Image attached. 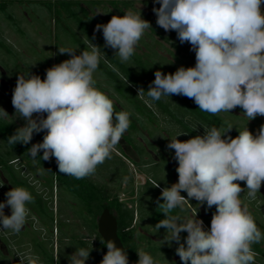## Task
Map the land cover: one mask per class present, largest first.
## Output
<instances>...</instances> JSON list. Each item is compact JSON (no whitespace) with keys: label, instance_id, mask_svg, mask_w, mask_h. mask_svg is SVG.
Returning a JSON list of instances; mask_svg holds the SVG:
<instances>
[{"label":"clouds","instance_id":"1","mask_svg":"<svg viewBox=\"0 0 264 264\" xmlns=\"http://www.w3.org/2000/svg\"><path fill=\"white\" fill-rule=\"evenodd\" d=\"M159 27L175 31L181 44L191 45L195 52L194 67H179L175 73H154L147 96L158 101L162 97L183 95L198 108L216 115L230 113L237 107L248 121L264 117V0H154ZM151 27L141 12L131 9L124 15H113L102 29L104 46L115 50L122 63L129 61L145 31ZM90 41V40H89ZM91 51L60 48L71 58L46 70L42 80L29 73L18 76L12 94V105L26 124L16 129L8 143L27 145L34 133L45 132L43 141L29 148L35 161L38 153L44 161L55 158L58 170L76 179L95 174L98 165L111 158L114 147L130 126L131 113L116 112L113 101L95 85L101 48L90 41ZM145 90L138 89L143 97ZM46 114V116H45ZM0 108V117H8ZM226 129L204 128V135L186 141L182 133L170 139L168 149L175 150L178 182L161 189L156 203L164 219L155 225L166 230L163 244L176 242V255L182 264H255L252 245L264 240L262 233L243 203L241 193L255 199L264 183V125L254 135L249 129L235 138ZM196 130V129H195ZM239 182H245L242 188ZM2 186V184H0ZM154 187H160L159 183ZM187 193V198L181 192ZM0 202V229L18 234L26 224L31 193L21 187L5 193ZM208 209L216 206L211 226L205 230L203 220L172 215L183 211L190 200ZM163 201L161 203L160 201ZM11 208V215L4 213ZM187 232L182 242L181 233ZM107 253L100 264H128L125 249L109 240ZM91 250L78 248L70 264H85ZM137 264H160L143 249L136 251ZM30 264H32L30 260Z\"/></svg>","mask_w":264,"mask_h":264},{"label":"flooded vegetation","instance_id":"2","mask_svg":"<svg viewBox=\"0 0 264 264\" xmlns=\"http://www.w3.org/2000/svg\"><path fill=\"white\" fill-rule=\"evenodd\" d=\"M153 7H159L154 0H0V108L9 115L0 117V202L6 201L5 193L17 187L34 197V202L26 205L30 211L20 233L0 229V251L12 264H30V260L32 264H45L50 252L55 264H59L61 251V263L66 264L63 259L72 258L76 247L89 250L94 242L90 238V220L79 214L75 183L102 186V212L108 208L116 219L117 234L134 264L139 259V249L160 264H182L176 255L178 244H163L166 230L156 232L154 228L165 218L156 203L161 189L178 182L175 150L168 149L167 144L182 133L187 134L178 136V140L202 136L204 128L213 126L226 129L231 124L233 128L226 135L235 138L246 126L255 135L264 125L261 116L248 121L240 107L212 115L183 95L165 96L158 101L145 93L138 96L139 88L148 91L157 70L175 73L181 66L194 67L196 63L189 43L181 44L175 31L166 32L157 25ZM129 9L140 11L152 28L145 31L129 59L133 67L118 62L120 68H106L108 63L113 66L109 59H120L115 50L104 46L102 29L95 32L93 39L94 29L97 24L108 23L113 15L122 17ZM89 40L101 48L95 86L109 96L115 111H127L131 116L130 126L112 150L111 158L98 165L94 175L76 179L60 173L54 157L42 160L43 150L35 161L28 154L33 144L43 141L45 132L34 133L27 145L8 143L16 129L26 124L15 113L12 94L19 75L27 79L31 73L43 80L48 68L71 58L61 54L60 48L75 49L79 55L91 51ZM128 75L132 81H128ZM140 75L146 76V82ZM61 183H71V190ZM157 183L160 187H154ZM239 183L246 188L245 182ZM247 191L240 198L264 233V183L255 199L248 197ZM181 195L187 198L186 192ZM215 211L216 206L208 209L206 204L199 205L191 199L183 211L177 208L171 214L192 219L197 212L196 218L203 220L205 230H209ZM4 213L10 216L11 208L5 207ZM186 237L187 232H182V242ZM66 248L73 251L66 253ZM252 249L255 264H264V240L253 244Z\"/></svg>","mask_w":264,"mask_h":264},{"label":"trees","instance_id":"3","mask_svg":"<svg viewBox=\"0 0 264 264\" xmlns=\"http://www.w3.org/2000/svg\"><path fill=\"white\" fill-rule=\"evenodd\" d=\"M128 77L132 78L130 75ZM138 78V77H137ZM144 78V82H146V76ZM133 80V78H132ZM145 94H147L145 90ZM62 186L71 190V183H61ZM74 190L76 192V198L79 205V214H85V218H89L90 220V233L91 236H95V240L89 246L90 259L93 264H100L103 256L107 253L106 244L97 231V217L102 212V186L97 183H75ZM86 212V213H84ZM45 264H55L53 252L48 254L46 257Z\"/></svg>","mask_w":264,"mask_h":264},{"label":"water","instance_id":"4","mask_svg":"<svg viewBox=\"0 0 264 264\" xmlns=\"http://www.w3.org/2000/svg\"><path fill=\"white\" fill-rule=\"evenodd\" d=\"M98 232L104 239L105 244L109 240L114 241L116 246L124 249V246L117 234V224L116 219L110 213L108 208H105L98 218ZM107 248V247H106ZM128 264H134L130 257L128 256Z\"/></svg>","mask_w":264,"mask_h":264},{"label":"rangeland","instance_id":"5","mask_svg":"<svg viewBox=\"0 0 264 264\" xmlns=\"http://www.w3.org/2000/svg\"><path fill=\"white\" fill-rule=\"evenodd\" d=\"M108 58H109V57H108ZM109 61L113 64V66H111L110 63H108V64H106L104 67H106V68H110V67H111V68H112V67H113V68H120V67H121V65L118 66V64H119L118 62H121L120 60H119V61H118V60L116 61V60H114V59H109ZM109 61H108V62H109ZM102 63H103V62H102ZM121 63H122V62H121ZM124 63H125V64H123V66H127V67H133V66H134L131 60H129V61H127V62H124ZM96 72H97V71H96ZM113 72L116 73V71H113ZM45 74H46V73H44V75H45ZM130 76H131V75H130ZM102 77H104L103 74H102ZM131 77H132V76H131ZM140 77H145V76L140 75ZM127 79H128V81H132V78H130V77H128V76H127ZM102 80L105 81L104 78H103ZM107 82H108V84H109V81H107ZM116 112H119V111L116 110ZM90 238H91V240H93V241L95 240V236H90ZM91 243H92V242H91ZM70 244H71V242H70ZM76 245H77V244H76ZM76 245H75V246H76ZM76 248L78 249V247H76ZM75 252H76V251H75ZM59 256H60V257H59ZM59 256H58L59 258H61V259L63 258L62 251H61V253L59 254ZM58 257H57V258H58ZM61 259L58 260L59 264H62V263H61V261H62ZM71 259H72V258H69V260H67V259H66V260L63 259V261H64V263L67 262L66 264H70V260H71ZM85 264H93V262H92V260L90 259V261H89V260L85 261Z\"/></svg>","mask_w":264,"mask_h":264},{"label":"crops","instance_id":"6","mask_svg":"<svg viewBox=\"0 0 264 264\" xmlns=\"http://www.w3.org/2000/svg\"><path fill=\"white\" fill-rule=\"evenodd\" d=\"M69 250L73 251V249L66 248V253L69 252ZM0 264H12L10 259L7 257V255H4L3 253H1V251H0Z\"/></svg>","mask_w":264,"mask_h":264}]
</instances>
